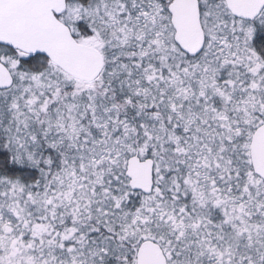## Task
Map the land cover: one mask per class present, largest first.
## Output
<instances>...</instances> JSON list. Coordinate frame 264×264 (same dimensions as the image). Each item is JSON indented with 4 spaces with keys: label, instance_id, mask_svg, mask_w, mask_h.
<instances>
[{
    "label": "snow or ice",
    "instance_id": "obj_1",
    "mask_svg": "<svg viewBox=\"0 0 264 264\" xmlns=\"http://www.w3.org/2000/svg\"><path fill=\"white\" fill-rule=\"evenodd\" d=\"M0 264H264V0H0Z\"/></svg>",
    "mask_w": 264,
    "mask_h": 264
}]
</instances>
